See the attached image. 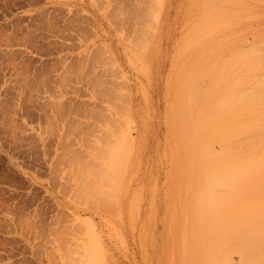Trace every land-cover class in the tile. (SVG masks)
<instances>
[{"label":"rangeland","instance_id":"rangeland-1","mask_svg":"<svg viewBox=\"0 0 264 264\" xmlns=\"http://www.w3.org/2000/svg\"><path fill=\"white\" fill-rule=\"evenodd\" d=\"M262 34L264 0H0V264H182L173 86L230 166Z\"/></svg>","mask_w":264,"mask_h":264},{"label":"bare ground","instance_id":"bare-ground-1","mask_svg":"<svg viewBox=\"0 0 264 264\" xmlns=\"http://www.w3.org/2000/svg\"><path fill=\"white\" fill-rule=\"evenodd\" d=\"M250 44L248 39L236 38L229 55H243L244 48ZM256 44L263 46L264 34L253 37L252 46ZM187 59L185 66L189 63ZM187 69L188 66L176 78L175 85H171L174 93L171 111L175 115L172 129L179 151L177 161L182 164L179 169L185 175L178 186L180 192L184 190V197L178 198L177 205L183 211L182 264H264V167L260 163L264 157L254 158L252 151L249 152L253 148L252 140L264 137V97L260 91L262 86H259H264V79L259 85L248 83L252 88L248 89L251 94L243 108L246 112L244 126L229 130L234 137L242 135L230 147L232 166L214 165L210 156L224 148V141L223 138L214 140L215 128L205 124L198 127L200 83L196 84L199 87L194 85L199 81L196 80L191 85L192 81L185 73ZM260 75L264 78V70ZM259 112L263 115H258ZM240 123L236 125H242ZM243 134L247 136L244 138ZM248 161L253 162L249 172ZM234 253L240 255L238 263L233 261Z\"/></svg>","mask_w":264,"mask_h":264}]
</instances>
